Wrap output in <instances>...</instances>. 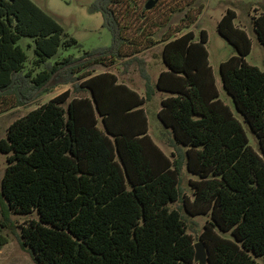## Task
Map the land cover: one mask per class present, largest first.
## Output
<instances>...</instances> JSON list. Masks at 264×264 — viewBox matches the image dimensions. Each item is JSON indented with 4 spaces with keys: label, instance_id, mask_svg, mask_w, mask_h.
<instances>
[{
    "label": "trees",
    "instance_id": "obj_1",
    "mask_svg": "<svg viewBox=\"0 0 264 264\" xmlns=\"http://www.w3.org/2000/svg\"><path fill=\"white\" fill-rule=\"evenodd\" d=\"M144 5L94 0L90 10L101 14L111 46L75 58L57 57L77 42L31 0H0V97L12 96L15 108L55 86H71L12 122L0 139L6 155L0 249L6 229L19 232V246L36 264H198L183 209L209 216L197 237L205 264H264V71L244 59L251 41L227 9L217 32L236 55L218 73L260 153L219 98L206 32L197 39L183 26L154 41L147 28L165 25L148 14L160 2L150 10ZM190 5L170 6L169 17L191 21ZM133 16L148 23L135 31L140 43L129 35ZM250 24L264 47V14ZM23 39L30 44L23 47ZM142 44V50L161 44L164 69L154 82L136 57ZM122 59L138 63L143 95L107 70ZM156 102L154 119L169 155L148 133ZM184 171L196 177L188 182L191 200L180 187ZM173 203L181 208L171 209ZM33 212L38 219L26 224L9 218Z\"/></svg>",
    "mask_w": 264,
    "mask_h": 264
},
{
    "label": "rangeland",
    "instance_id": "obj_2",
    "mask_svg": "<svg viewBox=\"0 0 264 264\" xmlns=\"http://www.w3.org/2000/svg\"><path fill=\"white\" fill-rule=\"evenodd\" d=\"M43 12L49 15L56 23H58L64 32L74 38L77 42L67 52L62 49L59 50L57 57L73 55L75 58L81 56L84 52L104 49L111 46V36L108 30L103 27V21L100 13H94L90 10V6L94 0H31ZM139 6H143L148 0H136ZM160 5L151 11L148 16L150 18H157V23L164 24L163 28H147L148 32L153 33V40L158 41L162 34L165 32L172 33L176 29L183 26H188L187 30L193 31L195 37H200V31L204 30L207 34V42L205 44L208 52V61L211 66L215 78L216 87L219 91L220 99L229 106L233 116L241 123L249 145L255 152L260 153L258 150L257 138L249 130L247 124L244 122L243 117L234 108L231 98L225 93L220 81L218 67L219 64L225 61L232 55H236L235 50L229 45L217 32V23L224 15L227 9L233 10L236 13L234 24L242 28L251 41V51L244 58L246 63L255 66L264 71V47L259 44L258 40L251 27V18L257 17L261 13L264 14V0H159ZM185 3L191 4L189 12V19L191 21H181L183 14H172L169 17L168 8L173 6V9L184 7ZM179 4V5H177ZM139 12V11H138ZM132 13V12H130ZM165 14V15H164ZM169 19V22L165 21ZM130 20H135L130 25L129 35L131 38L138 40L140 43L141 38L137 37L136 29L147 27L148 23L136 21L133 16ZM153 20V19H152ZM194 21L191 25L190 22ZM156 22V21H153ZM151 24V23H149ZM191 25V26H190ZM167 26V27H166ZM30 40L23 39L20 44L26 47L30 44ZM144 44L138 49L139 53L137 58L143 60L145 71L151 76L154 82L158 73L163 70V65L160 59L161 44L155 45L149 49H144ZM130 50V49H128ZM27 51V50H25ZM28 56H31V50L27 51ZM125 59L117 61L114 66L107 69L108 71L116 74L121 82L128 84L131 88L137 91H143V81L139 72V65L132 62L125 65ZM96 72L105 71L104 68H95ZM52 82H50V85ZM70 85H59L50 89L48 93H44L36 97L32 102L27 105L12 108L15 104V99L12 96L0 97V139L5 138L7 127L15 120L23 117L28 112L36 109L40 105L46 103L50 99L58 96L66 90H70ZM41 92H37L36 95ZM73 95V94H72ZM159 98V96H157ZM157 107L153 105V111ZM151 128L149 127V135L154 141L169 155L170 149L165 147L161 142V128L157 127L154 122L153 116L150 118ZM156 123V124H155ZM159 126V125H158ZM161 131V132H160ZM161 133V134H160ZM6 168V155L0 153V182ZM196 177L186 173L181 175L180 187L182 193L186 198L191 200L192 191L188 185L189 180L193 181ZM171 209L178 210L181 208L180 203L170 204ZM2 204L0 202V217H1ZM184 216L185 224L188 227L187 232L194 238V244L198 242V236L203 231L204 224L209 220V216H195L187 215L183 209L181 210ZM13 225L26 224L31 220H37L36 212L29 215L11 214L9 216ZM2 234L7 237L8 242L2 247L0 253V264H36L31 259L30 255L21 249L18 244L17 236L19 232L11 233L9 230L4 229ZM224 237H229L228 234H221Z\"/></svg>",
    "mask_w": 264,
    "mask_h": 264
},
{
    "label": "water",
    "instance_id": "obj_3",
    "mask_svg": "<svg viewBox=\"0 0 264 264\" xmlns=\"http://www.w3.org/2000/svg\"><path fill=\"white\" fill-rule=\"evenodd\" d=\"M157 1L158 0H148L144 5V9L150 10L157 3ZM51 81L52 78H50L49 81L42 88L38 90V92H41L43 89H45L50 84ZM194 252H195L194 258L198 262V264H205L207 253H206V248L202 241H198L197 243L194 244Z\"/></svg>",
    "mask_w": 264,
    "mask_h": 264
},
{
    "label": "crops",
    "instance_id": "obj_4",
    "mask_svg": "<svg viewBox=\"0 0 264 264\" xmlns=\"http://www.w3.org/2000/svg\"><path fill=\"white\" fill-rule=\"evenodd\" d=\"M161 59V58H160ZM162 63V62H161ZM164 69V68H163ZM162 71V70H161ZM160 71V72H161ZM159 72V73H160ZM158 73V74H159ZM212 73H213V70H212ZM158 76V75H157ZM213 76H214V74H213ZM157 78V77H156ZM156 78H155V80H156ZM154 80V81H155ZM214 80H215V78H214ZM221 81V80H220ZM124 83V82H123ZM126 84V83H125ZM126 85H128V84H126ZM215 85H216V83H215ZM129 86V85H128ZM130 87V86H129ZM217 88V87H216ZM133 89V88H132ZM135 90V89H134ZM144 90V89H143ZM218 90V89H217ZM135 91H137V90H135ZM140 95H143V91H142V93H141V91H137ZM219 92V91H218ZM158 96H159V99H160V95L159 94H157ZM157 108H158V102H156L155 104H154ZM153 108V107H152ZM156 108V109H157ZM156 109H154L153 111L150 109L149 110V112H148V114H149V117L151 118L152 116H153V118L155 117V115L157 114V111L158 110H156ZM156 110V111H155ZM154 122H155V119H154ZM157 123H158V121H156ZM156 124V123H155ZM158 125H159V123H158ZM157 124H156V126L157 127H159L160 128V126H158ZM150 128H151V124H150V126H149ZM149 132V131H148ZM154 140V139H153ZM156 143V142H155ZM157 144V143H156ZM158 145V144H157ZM159 146V145H158ZM160 147V146H159ZM161 148V147H160ZM163 150V149H162ZM1 251H2V248L0 249V253H1Z\"/></svg>",
    "mask_w": 264,
    "mask_h": 264
}]
</instances>
